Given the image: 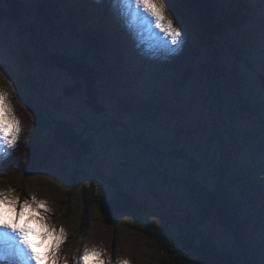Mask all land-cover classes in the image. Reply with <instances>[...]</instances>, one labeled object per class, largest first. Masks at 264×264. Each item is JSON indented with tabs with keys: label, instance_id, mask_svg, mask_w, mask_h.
<instances>
[{
	"label": "rangeland",
	"instance_id": "rangeland-1",
	"mask_svg": "<svg viewBox=\"0 0 264 264\" xmlns=\"http://www.w3.org/2000/svg\"><path fill=\"white\" fill-rule=\"evenodd\" d=\"M41 1L15 0L17 7L21 4L17 10L20 19H8L0 26V94L5 95L13 109L9 115L19 121L21 129L13 147L1 140L0 153L12 158H0V190L19 196L21 202L32 203L35 196L37 201H46L50 209L26 212L20 225L33 223L41 232L39 217L55 227L57 235L64 228L67 239L60 246L58 264H64L65 258L67 264H78L86 248L99 250L111 264L124 260L129 264H161L163 255L155 243L136 232L131 219L112 218L109 204L121 190L145 205L147 221L159 226L170 222L175 234L179 229L187 232L183 224L190 220L195 225L192 220L197 211L182 181L192 176L213 185L222 162L223 141L226 155L234 152L227 157L228 170L257 181V188L248 189L240 209L248 224L246 237L259 255L258 264H264V110L263 122L258 124L252 120L254 113L247 112L256 103L264 104V86L258 78L264 71V0H247L254 7L251 13L256 23L245 20L242 25L251 39L243 42L240 50L254 53L257 63L253 69L242 68L237 59L247 54L237 56L231 50L235 36L228 26L220 25L225 6L235 5L237 0H219L217 11L214 8L218 28L214 36H206L196 14L182 0H157L167 18L181 29L180 45H172L168 33L158 27L146 34L138 11L144 7H138L134 0H66L71 6L86 8L96 21L105 24L108 33L103 61L110 62L112 71L124 78L99 82L97 77V102L101 106L97 111L101 113L86 104L91 100L85 80H76L50 62L48 56L53 54L75 57L89 66L95 59L81 50L78 37L67 26L44 20ZM121 1L125 9L130 8L131 17H125L119 7ZM0 12H10L3 0ZM142 12L153 17L144 9ZM138 17L142 25L137 24ZM132 31L139 34V40ZM142 34L150 41L146 48L139 44L148 43L140 41ZM116 38L119 44H111ZM23 54L33 61L36 96L24 93L18 84L28 76ZM84 71L90 77L89 68ZM80 82L81 89L66 97L64 91ZM26 88L32 89V85ZM124 98L139 110L135 120L120 116L119 109L113 107L114 101ZM59 122L90 141L91 150L81 159L78 145L72 149L60 145L56 133ZM77 177L80 185L75 189ZM86 193L98 200L88 212ZM10 212L5 209L4 214L13 219L16 214ZM197 230L223 249L239 252L233 231L213 220ZM12 233L7 230V246L20 252L21 248L13 244L17 242L10 239ZM50 243L43 242V252ZM5 260L14 264L16 259L2 255L0 264Z\"/></svg>",
	"mask_w": 264,
	"mask_h": 264
},
{
	"label": "trees",
	"instance_id": "trees-1",
	"mask_svg": "<svg viewBox=\"0 0 264 264\" xmlns=\"http://www.w3.org/2000/svg\"><path fill=\"white\" fill-rule=\"evenodd\" d=\"M182 1L192 8L189 0ZM213 3L215 11H217L216 5L218 6L219 0H213ZM232 3L234 2H231V4ZM40 4L41 8L46 11L43 10L44 20L46 22L53 21V23H58L61 26H67L68 29L78 37L80 44L83 46L81 50H84L86 54L90 53L88 56L95 59V63L91 65L93 66L92 69H95L93 70L96 72L99 82L113 77L124 80L120 72L112 71L111 67L113 66L110 62L105 63L103 61L108 30L102 20L96 21L95 16L88 12L86 8H83L81 5L71 6L66 0H42ZM225 7L227 8L224 9L222 21H224L225 26H228L234 34L236 42L233 48L231 47V50L235 51L237 56L245 52L247 56H240V59L237 60L244 66L242 68L253 69L256 67L257 63L254 53L248 52L247 48H245L247 51L240 49H243V42H250L251 38L249 35L251 34H248V32L242 28V25L245 20L256 23V18L251 13L254 7H252L247 0H237L235 5L228 6L227 4ZM8 19H13L10 12L4 13L3 15L0 12V26ZM201 27L206 36H208L202 24ZM255 30H260L259 24L255 25ZM117 37L120 36L118 35ZM118 42L119 39L116 38L111 44L118 45ZM115 50H117V48H115ZM258 50L260 53L263 51L262 48ZM22 58L27 66L25 71L28 73V76L24 78L21 77L22 81L18 84H20L24 93L29 95L34 94V96H36L35 94H39V92L35 90L36 87L33 85V61L29 59V55L27 54H23ZM258 78H264V71L258 75ZM29 84L32 85V89L26 88V85L28 87ZM109 88H111V86L107 89ZM116 98L115 100L118 99ZM113 107H117L119 109V115L125 118L129 117L135 120L137 116L140 115L139 110L135 109V105L125 98L121 100V102L114 101ZM263 107V103H256L253 109H247L249 114L254 113L252 120H256L254 122L256 124L263 122L261 115L264 110ZM135 110L136 114L134 115L133 111ZM56 133L59 136V143L63 147L72 149L78 145L79 148H77V152L79 153L80 159L91 150L92 145L90 141H88L84 135L76 134L64 122H59ZM255 136L257 135L255 134ZM238 142L240 143L239 136ZM220 145L222 162L217 169L213 185H205L192 176H189L191 178L189 181H182V186L185 188L186 195L197 211L192 220L195 225L190 220L183 224L189 229L187 232L179 229L180 233L175 234V230L169 226L172 225L170 222L159 226L147 221L146 217L148 211L145 205L136 197L129 193H123L121 190H118V194L109 204L112 218L118 220L121 216H125L131 219L132 222L135 223V231L148 238L151 243H155L158 250L163 255L160 259L161 264H258L259 255L252 250L250 246L252 243L251 241L249 242L246 237L248 224L241 217L242 212L240 209L242 207L241 201L244 200L243 198L245 194L248 193V189L257 188V181L243 176L245 174H237L228 170L230 168L228 165L230 159L227 157L233 156L234 152H230L228 156L224 149V142L222 141ZM231 153H233V155H231ZM239 175H242V177H239ZM75 179L77 180L76 183L74 182L73 188L76 189L79 187L80 183L78 177ZM240 187L243 188L239 189ZM84 191H86V188ZM253 196L254 195H252V199L254 198ZM93 197L94 194H85L84 203H87V212L98 202L97 199H92ZM210 219L218 223L223 229L233 231L237 243L240 246L239 252L225 250L215 243L209 235L198 232L199 230H197V228L204 225ZM84 226H86V228L88 227L87 222Z\"/></svg>",
	"mask_w": 264,
	"mask_h": 264
},
{
	"label": "snow or ice",
	"instance_id": "snow-or-ice-1",
	"mask_svg": "<svg viewBox=\"0 0 264 264\" xmlns=\"http://www.w3.org/2000/svg\"><path fill=\"white\" fill-rule=\"evenodd\" d=\"M135 4L143 6L144 10L147 11L151 16L155 18L156 26L167 32L172 45H180L183 43V33L179 27H176L171 19H168L162 5L157 3V0H134ZM166 25V26H165ZM13 112L11 106L7 103L4 94H0V140L6 142L10 147L15 145L18 139L20 127L19 121L13 120L10 113ZM14 192L15 190H11ZM32 203L28 200L20 201L19 196H13L8 191L0 190V231L11 230L19 237L20 243L23 245V254L28 260L33 261L34 264H58L61 244L67 239L65 230L63 227L59 229L60 235L56 234L55 227H50L40 219L42 231L37 232L35 229L27 226V222L23 227L19 226V220L28 213H37L39 209H43L44 212L50 211L47 207L46 201H37L36 197L33 196ZM33 204L36 207H33ZM19 206V207H17ZM5 209L16 214V221L9 223L4 215ZM30 219L32 216L30 215ZM30 235H39L41 237V243L33 245L29 239ZM51 241L48 245L47 250L43 253L36 251V248L42 247L43 242ZM95 260V264H111L110 261L103 259L102 253L95 249H85L79 258L78 264H90V261ZM64 264H67V258L64 260ZM120 264H129V261H121Z\"/></svg>",
	"mask_w": 264,
	"mask_h": 264
},
{
	"label": "water",
	"instance_id": "water-1",
	"mask_svg": "<svg viewBox=\"0 0 264 264\" xmlns=\"http://www.w3.org/2000/svg\"><path fill=\"white\" fill-rule=\"evenodd\" d=\"M192 5V10L196 14L197 18L199 19L200 23L203 25L205 31L207 34H210L212 36L216 33V18L214 14V3L213 0H189ZM5 5L9 8L11 15L14 19L19 20L21 17V14L17 11L20 7H17L15 5V0H3ZM53 23V21H51ZM220 25L225 26V23L223 21H220ZM50 62L52 65L56 66L57 68H60L63 71H66L69 75L74 77L76 80H85L86 86L88 87V98L91 100L90 102H87L86 104L90 107H92L97 113H101L102 110H98L99 102L97 98V91H96V85H97V76L96 72L88 65L81 63L79 59L72 58L67 55H60V54H53L48 56ZM90 70L89 74L90 77H86L84 75L85 71L84 69ZM82 70V72H81ZM84 71V72H83ZM89 76V75H88ZM262 84L264 86V78H261ZM81 82L77 84L75 88H68L64 91V94L66 97H73L76 90L81 89ZM93 101V102H92Z\"/></svg>",
	"mask_w": 264,
	"mask_h": 264
},
{
	"label": "bare ground",
	"instance_id": "bare-ground-1",
	"mask_svg": "<svg viewBox=\"0 0 264 264\" xmlns=\"http://www.w3.org/2000/svg\"><path fill=\"white\" fill-rule=\"evenodd\" d=\"M123 1V0H122ZM118 2L119 3V7L124 11V14H125V17L126 18H129L131 17L130 14H131V11H130V8L129 9H125L123 6H124V2ZM126 3V2H125ZM133 3V2H132ZM142 8V7H141ZM134 9V8H133ZM144 9V8H143ZM138 10L140 12V14L142 15L143 18H141L143 20V24H144V30H145V33L146 34H152L156 31L157 29V26H156V22L153 21V17H148V15L146 14V12H142V10ZM138 12V13H139ZM119 13V12H118ZM117 16V15H116ZM117 20V19H116ZM142 20H140V17H138V22L137 24L139 25H142ZM120 23V22H119ZM126 24V23H125ZM131 25V24H130ZM133 25V24H132ZM129 27V26H128ZM132 27V26H131ZM130 27V28H131ZM132 34L134 35V38H137L139 37V34L136 32V31H132ZM132 35V36H133ZM161 37V36H160ZM155 38V37H154ZM139 40V39H138ZM146 40L148 43L144 42V44L139 43L143 46H150V41L147 40L146 36L142 34V36H140V41H144ZM133 41V39L131 40ZM169 43V42H168ZM182 47V46H181ZM181 49V48H180ZM184 52V51H183ZM118 55V54H117ZM1 143L2 141L0 140V147H1ZM6 147V146H5ZM7 148V147H6ZM8 155V154H7ZM8 157H11V156H6V155H3L0 153V158H4L5 160L8 158ZM12 158V157H11ZM11 213V212H10ZM5 215V214H4ZM8 215V214H7ZM12 215V214H11ZM5 217L7 218V216L5 215ZM8 222L9 223H13L16 221V216L13 217V219H8ZM23 221V220H21ZM25 223V222H24ZM28 223V222H27ZM19 226L20 227H23L24 225H20L19 223ZM28 227L30 228H33L35 229V226L33 225V223H29L27 224ZM36 230V229H35ZM13 234V233H12ZM10 235V234H9ZM12 238V240L16 241L17 243H13L15 244L14 246L18 245V248L20 247L21 250L23 249V245L20 243V239L18 236H16V234L14 233L12 237H10V239ZM29 239L32 241L33 245H37V244H40L39 242V235H30L29 236ZM8 240H9V237L7 235V230H3V231H0V257L2 255H5V256H10L11 259H16L13 261L14 264H30V262H33V261H30L27 259V257L23 254V251H18L16 248L17 247H14V249L10 248L9 246H7L8 244ZM13 247V246H12ZM19 248V249H20ZM36 251L38 252H41L43 253V250H42V247H38L36 248ZM18 259V261H17ZM3 264V262H2ZM4 264H10L9 261L5 260Z\"/></svg>",
	"mask_w": 264,
	"mask_h": 264
}]
</instances>
